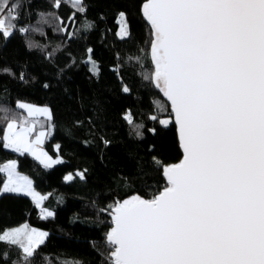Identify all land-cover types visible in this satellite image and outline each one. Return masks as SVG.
<instances>
[{
	"label": "snow or ice",
	"instance_id": "1",
	"mask_svg": "<svg viewBox=\"0 0 264 264\" xmlns=\"http://www.w3.org/2000/svg\"><path fill=\"white\" fill-rule=\"evenodd\" d=\"M62 2L73 8L70 21L87 13L84 0H54L53 8ZM22 6L0 0L3 38L30 30L18 25ZM141 13L150 26L154 64L146 78L171 108L168 118L150 119L167 127L174 118L183 159L165 165L153 157L154 170L166 181L163 189L151 198L135 194L109 206L110 264H264V0H144ZM119 16L124 39L130 35L127 14ZM87 51L86 63L98 76L92 50ZM15 107L21 111L0 106L3 148L29 154L45 168L62 163L43 148L54 127L51 109L22 101ZM125 118L132 123L131 113ZM141 127L134 126L137 136ZM18 166L15 159L0 164L6 177L0 195L23 193L41 205L47 197L35 191ZM48 235L25 223L0 230V244L19 250L10 264H32ZM0 261L9 264L7 249Z\"/></svg>",
	"mask_w": 264,
	"mask_h": 264
},
{
	"label": "trees",
	"instance_id": "2",
	"mask_svg": "<svg viewBox=\"0 0 264 264\" xmlns=\"http://www.w3.org/2000/svg\"><path fill=\"white\" fill-rule=\"evenodd\" d=\"M15 2L23 5L18 25L30 30L0 36V106L18 113V101L50 106L54 127L43 147L63 162L45 168L29 154L5 150L0 139V164L17 160L19 172L47 197L37 205L26 194L0 195V230L26 223L49 234L32 264H110L109 206L135 194L151 198L163 189L166 181L154 170L153 157L165 165L183 158L174 120L164 127L150 119L168 118L171 108L146 78L154 64L150 26L141 13L144 0H84L87 13H77L75 21L69 20L73 8L63 2L58 10L54 0ZM121 12L127 14L130 30L124 39L118 36ZM65 26L68 32L62 30ZM88 49L99 66L98 76L86 63ZM124 86L130 91L124 92ZM136 125L142 126L141 136L133 130ZM4 127L0 121V137ZM69 173L74 174L71 181L65 179ZM5 178L0 173V182ZM42 209L54 216L45 217ZM5 249L9 264L19 257L17 248L0 244V252Z\"/></svg>",
	"mask_w": 264,
	"mask_h": 264
},
{
	"label": "rangeland",
	"instance_id": "3",
	"mask_svg": "<svg viewBox=\"0 0 264 264\" xmlns=\"http://www.w3.org/2000/svg\"><path fill=\"white\" fill-rule=\"evenodd\" d=\"M118 23H119V29H118V36H120L119 35V33H120V29H121V27H123L124 26V24H123V20H122V18L119 16V19H118ZM127 26H128V28H129V25L127 24ZM128 37V36H127ZM22 102H26V103H29V104H32V105H35V106H40V107H44V106H47V107H49L50 108V106H48V105H40V104H36V103H30V102H27V101H22ZM51 109V108H50ZM164 119V118H163ZM61 159H62V157H60ZM69 174H71V175H73V177H74V174L73 173H69ZM68 174V175H69ZM67 175V176H68ZM39 193V192H38ZM34 228V227H33ZM36 229V228H35ZM40 231H43V230H41V229H39Z\"/></svg>",
	"mask_w": 264,
	"mask_h": 264
},
{
	"label": "crops",
	"instance_id": "4",
	"mask_svg": "<svg viewBox=\"0 0 264 264\" xmlns=\"http://www.w3.org/2000/svg\"><path fill=\"white\" fill-rule=\"evenodd\" d=\"M44 148V150L45 151H47L46 149H45V147H43ZM48 152V151H47ZM49 153V152H48ZM49 155H51L50 153H49ZM52 156V155H51ZM53 158H56V156H52ZM19 171V170H18ZM22 174V173H21ZM24 175V174H23ZM34 186V185H33ZM36 192H38V191H36ZM23 194V193H22ZM41 194V193H40ZM42 195V194H41ZM33 199V198H32ZM33 201H35V200H33ZM44 201H42V203H43ZM35 203H36V201H35ZM41 203V204H42ZM37 204V203H36Z\"/></svg>",
	"mask_w": 264,
	"mask_h": 264
},
{
	"label": "water",
	"instance_id": "5",
	"mask_svg": "<svg viewBox=\"0 0 264 264\" xmlns=\"http://www.w3.org/2000/svg\"><path fill=\"white\" fill-rule=\"evenodd\" d=\"M167 99V98H166ZM169 103H170V101H169ZM173 120H174V118H173ZM177 126V125H176ZM177 131H178V126H177ZM179 132V131H178ZM181 149H182V147H181ZM182 152H183V150H182ZM183 159V158H182ZM180 162V161H179ZM179 162H177V163H179ZM110 217H111V214H110ZM111 220H112V217H111Z\"/></svg>",
	"mask_w": 264,
	"mask_h": 264
}]
</instances>
